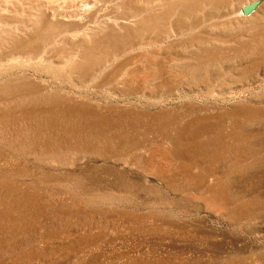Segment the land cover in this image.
Returning a JSON list of instances; mask_svg holds the SVG:
<instances>
[{
  "label": "rangeland",
  "instance_id": "1",
  "mask_svg": "<svg viewBox=\"0 0 264 264\" xmlns=\"http://www.w3.org/2000/svg\"><path fill=\"white\" fill-rule=\"evenodd\" d=\"M45 1L0 0V264H264V0Z\"/></svg>",
  "mask_w": 264,
  "mask_h": 264
},
{
  "label": "bare ground",
  "instance_id": "2",
  "mask_svg": "<svg viewBox=\"0 0 264 264\" xmlns=\"http://www.w3.org/2000/svg\"><path fill=\"white\" fill-rule=\"evenodd\" d=\"M95 3H97V2L95 1ZM87 4L89 5V3H87ZM87 4H86V6H87ZM94 6H96V5L94 4ZM94 6H92V7H94ZM36 7L39 8V12H40V13H38V17L36 19L35 18L34 19H31L30 20L31 21L30 23H27L25 26H23L24 28L21 27V29L23 28L22 32H25V31L29 32L28 29L30 27H33L36 31H39L40 33H42L44 31H46V29L54 23L53 22L51 25H50L51 22L48 23V18H49V14H48V4H47V2L45 0H40V2L37 4ZM81 15L82 14L79 11V12L76 13V16L75 15L70 16V19L69 20H68V18L67 19L66 18L65 19L64 18H60L61 19L60 22H59L60 24L57 25L58 26V29H59V32H62L63 34H67V32L79 30L80 29L79 27L83 26V25H81V23H83V22H81V20H82L81 18H77V17L78 16H81ZM131 17H133V16L132 15H128V16L125 15L123 17V20H129V22H130ZM70 21H72V23H70ZM118 23H117V25L120 26L121 24H118ZM142 23H146V22L142 20ZM122 24H124V22H122ZM126 24H128V22ZM125 25H121V29H124L125 30V33L124 34L122 33L123 35H119L116 32V29H115L116 26L107 25L104 28H101L100 30H98V29L97 30H91V31L85 33L84 35L82 34L83 35V37H82L83 39L82 38L81 39L83 41H85L86 39H90V41L93 40V42L96 43V45H95L94 48H97L98 49L99 47H101V48H103V51L104 52L110 51V53H113V52L114 53H120V52L122 53V52H124V49H128L129 46H131V47H135L136 46L135 43H133V42H134V40L137 37V31H134V30L132 31V30L128 29L127 26H126L127 27L126 28ZM5 28H4V30H0V45L6 44L8 42L7 41L8 36L9 37H13V33H16L15 30H14V32L13 31L11 32V30H9V29L6 30ZM17 28L19 29V27H17ZM96 28H98V27H96ZM20 32H21V30H20ZM83 32H85V31H83ZM6 35H7V37H6ZM12 49H13V47H12ZM82 52H83V54L81 56L83 57V59H85V61H86L85 63L88 65V68L86 70L89 71L90 68L95 63L97 65L98 62H94L93 60H91V58H90V54H91L90 52H91V50L90 51H89V49H88V51H85V50L83 51L82 50ZM31 89H29L28 91H31ZM40 92H42V91H40ZM36 94L37 93H35V95ZM23 95L24 94H22V96ZM39 96H40V94H39ZM43 98H44V96H43ZM47 98H49V97H46V99ZM47 100L49 101L50 104L51 103L56 104L58 99L56 100V98L55 99L49 98ZM39 101H42L41 96L39 98ZM37 112H39V114H37L39 117H45L47 115V113H49L48 111H45V110H38ZM62 113H65L64 110L62 111Z\"/></svg>",
  "mask_w": 264,
  "mask_h": 264
},
{
  "label": "water",
  "instance_id": "3",
  "mask_svg": "<svg viewBox=\"0 0 264 264\" xmlns=\"http://www.w3.org/2000/svg\"><path fill=\"white\" fill-rule=\"evenodd\" d=\"M258 2H254L252 4L246 5L243 8L244 14L249 16L254 10L257 8Z\"/></svg>",
  "mask_w": 264,
  "mask_h": 264
}]
</instances>
